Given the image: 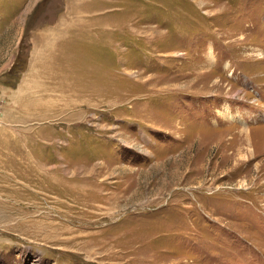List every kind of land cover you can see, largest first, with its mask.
<instances>
[{
	"label": "rangeland",
	"instance_id": "rangeland-1",
	"mask_svg": "<svg viewBox=\"0 0 264 264\" xmlns=\"http://www.w3.org/2000/svg\"><path fill=\"white\" fill-rule=\"evenodd\" d=\"M262 133L264 0H0V264H264Z\"/></svg>",
	"mask_w": 264,
	"mask_h": 264
},
{
	"label": "bare ground",
	"instance_id": "bare-ground-1",
	"mask_svg": "<svg viewBox=\"0 0 264 264\" xmlns=\"http://www.w3.org/2000/svg\"><path fill=\"white\" fill-rule=\"evenodd\" d=\"M263 152H264V133H262V135H260V138H258L257 145L255 146L254 150H251L250 152L247 151V154L245 156H243V158L247 157V159H249L252 156L256 157V156H258L259 154H261ZM253 159H255V158H253ZM242 165L246 166V164H244V163H242ZM256 168H257V175H256V178H255L256 179L255 183L260 182V180H264V160L259 161L257 166H256Z\"/></svg>",
	"mask_w": 264,
	"mask_h": 264
},
{
	"label": "crops",
	"instance_id": "crops-1",
	"mask_svg": "<svg viewBox=\"0 0 264 264\" xmlns=\"http://www.w3.org/2000/svg\"><path fill=\"white\" fill-rule=\"evenodd\" d=\"M24 81H27V82H28V80H26V79H25ZM24 85H25V84H24ZM24 85L22 86V89H24V87H25Z\"/></svg>",
	"mask_w": 264,
	"mask_h": 264
}]
</instances>
